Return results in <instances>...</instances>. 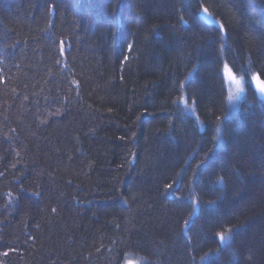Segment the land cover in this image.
<instances>
[{"label":"trees","instance_id":"16d2710c","mask_svg":"<svg viewBox=\"0 0 264 264\" xmlns=\"http://www.w3.org/2000/svg\"><path fill=\"white\" fill-rule=\"evenodd\" d=\"M255 74L264 0H0V264H264Z\"/></svg>","mask_w":264,"mask_h":264},{"label":"rangeland","instance_id":"374dc122","mask_svg":"<svg viewBox=\"0 0 264 264\" xmlns=\"http://www.w3.org/2000/svg\"><path fill=\"white\" fill-rule=\"evenodd\" d=\"M201 16L207 22L216 24L215 20L212 18V16H210V14L208 13L204 14V11H203ZM228 69H225L224 75H225L227 93H228V98H229V109H231L230 112L232 113L234 112V110L237 109V106L244 95L245 80L243 77H239L231 71L232 75H234L236 79L240 80L241 83L239 85L235 83H229ZM180 105H181V108L183 107L182 109L185 110L188 114H191V115L194 114L193 108L188 105L185 99H182L180 101ZM224 236L225 238L223 240H221L220 237H219V240H221V242H224L226 244L228 240L227 239L228 236L226 235ZM124 264H140V262L134 259H128L127 261L124 262Z\"/></svg>","mask_w":264,"mask_h":264},{"label":"snow or ice","instance_id":"6c2138e0","mask_svg":"<svg viewBox=\"0 0 264 264\" xmlns=\"http://www.w3.org/2000/svg\"><path fill=\"white\" fill-rule=\"evenodd\" d=\"M203 11H204L205 13L208 12L207 8H204ZM224 67H225V69H228V65L225 64ZM228 76H229V83H235V84H237V85H239V84L241 83L240 80L236 79V77H235L234 75H232L230 69H228ZM253 79H254L255 81H257V83L260 84V90H261L262 92H264V81H260L259 76H254ZM168 187L171 188V185H168ZM53 211H55V209H53ZM228 231L231 232L232 230L229 229ZM218 235H219V237H220L221 240H223V239L225 238L223 232L219 233ZM5 255H7V253H5Z\"/></svg>","mask_w":264,"mask_h":264},{"label":"water","instance_id":"95a60500","mask_svg":"<svg viewBox=\"0 0 264 264\" xmlns=\"http://www.w3.org/2000/svg\"><path fill=\"white\" fill-rule=\"evenodd\" d=\"M204 14H205V12H204ZM254 76H259L260 81H264V80L260 77L259 74H255ZM252 88H253V90L255 91L257 97H258L262 102H264V92H262V91L260 90V84L257 83V81H255L254 79L252 80Z\"/></svg>","mask_w":264,"mask_h":264},{"label":"bare ground","instance_id":"6f19581e","mask_svg":"<svg viewBox=\"0 0 264 264\" xmlns=\"http://www.w3.org/2000/svg\"><path fill=\"white\" fill-rule=\"evenodd\" d=\"M128 259H131V258L127 257L125 261H127ZM140 264H141V263H140Z\"/></svg>","mask_w":264,"mask_h":264}]
</instances>
